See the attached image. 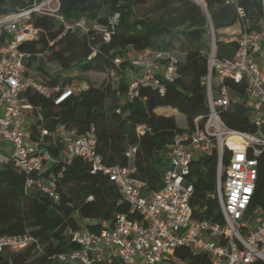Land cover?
Returning <instances> with one entry per match:
<instances>
[{"label":"built area","instance_id":"obj_1","mask_svg":"<svg viewBox=\"0 0 264 264\" xmlns=\"http://www.w3.org/2000/svg\"><path fill=\"white\" fill-rule=\"evenodd\" d=\"M10 10H2L0 25L7 38L0 43V166L10 165L25 177L27 191L36 182L41 191L58 200L52 175L37 176L46 162L58 161L46 147H61L62 160L69 162L80 157L91 166V171H101L115 183L132 212L139 218L130 219L115 214L110 224L98 231L82 226L67 228L66 233L74 244L63 260L90 264L96 260H118L122 264H161L164 261L185 264L173 254L176 248H187L208 256L210 264H254L264 261V208L250 209L258 175V156L264 152V0L258 29L241 27L236 37V48L230 58L219 59L212 40L207 55V72L203 77L206 88L207 111L194 119L192 132L177 133L165 152L167 164L161 175V186L149 189L147 183L135 176L134 167L105 165L96 153V137L91 127L76 134L65 124H57L52 131L38 127L32 139V122L28 115L43 121L38 110L24 96L26 91L51 99L59 105L73 95L89 88L85 79L70 86L45 83L25 70L30 52L22 46L46 35L42 27L30 18L33 15L54 18L61 27L49 44L74 33L89 43L93 32L104 42H109L118 25L119 12L112 13L106 24L90 22L86 17L66 19L60 12V0H18ZM235 5L239 18L245 16L238 5L240 0H224ZM210 27L211 24L209 25ZM92 48L90 59L97 49ZM40 55V54H38ZM125 74L128 80L127 95H138V87L153 85L163 92V83L174 82L178 77V57L169 50L145 48L127 56ZM115 65L120 58L114 59ZM60 77L78 78V71L63 69L56 61H47ZM136 68L140 78L133 76ZM58 69V71H56ZM52 71L50 74H52ZM111 72V76H115ZM244 84L243 93L232 89L226 82ZM240 98V100H238ZM244 102L253 131H239L228 127L222 113L231 104ZM35 113V114H34ZM136 131H150L146 124H138ZM136 147H129L126 155L133 157ZM216 155L215 192L222 221L202 217L207 206L193 202L194 187L190 180L192 163L199 157ZM227 161L223 162V157ZM28 234L0 236V251L4 248H21L29 241Z\"/></svg>","mask_w":264,"mask_h":264},{"label":"trees","instance_id":"obj_2","mask_svg":"<svg viewBox=\"0 0 264 264\" xmlns=\"http://www.w3.org/2000/svg\"><path fill=\"white\" fill-rule=\"evenodd\" d=\"M207 14L192 0H60V12L66 19L86 17L90 22L106 24L108 16L119 12L118 25L109 42L93 32L89 43L76 34L68 33L49 44L60 32V24L51 17L33 15L30 18L36 26L42 27L37 40L22 47L30 52L25 61V70L45 83L70 86L78 79H85L89 88L69 97L63 103L54 105L51 99L26 91L24 96L41 113L43 121L32 124V139L37 128L49 131L63 123L76 134H82L93 127L96 137V153L107 165L134 167L135 176L143 179L149 189L161 186V175L167 164L165 152L170 148L177 133L192 132L194 119L207 111L206 88L203 77L207 72L209 52L205 36L211 24L216 32L239 22L248 30L258 29L262 15L260 0H240L238 5L244 11L239 18L235 5L224 0H204ZM2 10H10L19 4L18 0H0ZM130 3V4H129ZM150 3V16L134 22L129 21L133 5ZM187 25L184 31H175L180 25ZM138 26V29L136 28ZM7 33L0 25V43ZM179 41L182 58L178 57L179 77L172 83H163V92L151 84L138 87V95H127L128 80L125 69L128 66L127 52H138L145 48H158L175 52L173 43ZM95 47L97 52L88 56ZM129 48V49H128ZM236 48V38L223 39L217 34L215 54L219 59L230 58ZM40 54V55H38ZM175 54V53H174ZM120 63L115 65L114 59ZM47 61L58 62L63 69L73 67L78 78L50 75L45 68ZM35 63H37L35 65ZM119 76L116 86L111 72ZM99 73L105 78L98 84L88 79L89 73ZM232 89L243 93L244 84L226 82ZM159 107H170L182 114L186 127L176 125L174 115L158 114ZM35 114V113H34ZM224 123L239 131H253L249 120L248 106L244 102L229 105L222 113ZM146 124L150 131L139 134L138 124ZM135 146L133 157L126 155L129 147ZM58 161L48 165L37 176L55 180L58 200L46 196L36 182L25 191V177L10 165L0 166V236L28 234V243L21 248H4L0 251V264H82L61 259L75 246L71 243L67 228H80V220L86 227L98 231L110 224L115 214L130 219L139 218L131 211L118 187L101 171L92 172L90 164L80 157L69 162L62 160L61 147H46ZM227 157H223V162ZM216 155L199 157L192 163L190 180L194 187L193 202L207 206L202 217L222 221V215L212 197L215 192ZM264 208V152L258 156V175L250 209ZM173 254L185 264H210L209 258L187 248H176ZM118 260H96L90 264H117ZM168 264H177L170 262ZM254 264H264L257 260Z\"/></svg>","mask_w":264,"mask_h":264},{"label":"rangeland","instance_id":"obj_3","mask_svg":"<svg viewBox=\"0 0 264 264\" xmlns=\"http://www.w3.org/2000/svg\"><path fill=\"white\" fill-rule=\"evenodd\" d=\"M194 3H196V2H194ZM198 6L200 7V5H198ZM150 7H151L150 3L144 4V5H133L132 6V14L129 16V21L134 22V21H136L138 19H141V20L147 19L150 16V14H149ZM232 27L233 28H224V29H221V30L215 32L212 29V27L209 26L208 27V31H207V35L205 36V41H206V45H207V48L206 49L208 50V47L210 46L212 40H214V42H215V40L217 39V34L219 36H221L223 39H231V40H234L238 36L239 31L241 30V25H240L239 22H237ZM136 28L138 29V26L137 25H136ZM185 29H187V25L186 24L177 26L175 28V31H184ZM172 46H174V49H175V52L174 53H175V55L181 59L183 56H182V53H181L182 48L180 46L179 41L175 40V42L173 43ZM130 54H132V52L129 49L128 52H127V56H129ZM36 64L37 63H35V65ZM52 70H54V69L51 66H49V67L47 66L46 67V71L49 74L51 73ZM56 71H58V69H56ZM132 72H133V76L136 77V78H140L142 76V72L139 71L136 68H134L132 70ZM55 74H56V72L52 71V74H50V75H55ZM87 77H88L89 80H91L95 84L96 83L98 84L103 79H107V78H105V75H102V74H99V73H94V72L93 73H89L87 75ZM110 77H112V81L114 82V84L116 86V83H117V80H118L119 76L118 75H115V76H111L110 75ZM238 100H240V98H238ZM173 115L175 116L176 125L178 127L185 128L187 126L186 125L185 118H184V116L182 114H180L177 111H175V112H173ZM28 116H29L30 121L32 122V124H37V118H36L35 115H28ZM47 165H48V163H46L44 165V168ZM79 222H80V224L82 226L86 225V223H87L84 220H80ZM117 264H122V263L121 262H118ZM161 264H168V262L167 261H164Z\"/></svg>","mask_w":264,"mask_h":264},{"label":"crops","instance_id":"obj_4","mask_svg":"<svg viewBox=\"0 0 264 264\" xmlns=\"http://www.w3.org/2000/svg\"><path fill=\"white\" fill-rule=\"evenodd\" d=\"M228 28H233L232 26L231 27H228ZM235 30V29H234ZM176 110L173 109V108H170V107H159L156 109V112L158 114H165V115H173V112H175ZM2 146L4 147H0L1 149H3L4 151H7V144H2ZM63 155V154H61Z\"/></svg>","mask_w":264,"mask_h":264},{"label":"water","instance_id":"obj_5","mask_svg":"<svg viewBox=\"0 0 264 264\" xmlns=\"http://www.w3.org/2000/svg\"><path fill=\"white\" fill-rule=\"evenodd\" d=\"M199 5V4H198ZM201 9L207 14V10H206V4L204 2L203 5H200Z\"/></svg>","mask_w":264,"mask_h":264},{"label":"bare ground","instance_id":"obj_6","mask_svg":"<svg viewBox=\"0 0 264 264\" xmlns=\"http://www.w3.org/2000/svg\"><path fill=\"white\" fill-rule=\"evenodd\" d=\"M194 2H196L199 5H203L204 4V0H193Z\"/></svg>","mask_w":264,"mask_h":264}]
</instances>
